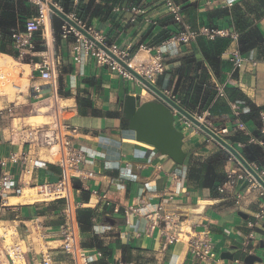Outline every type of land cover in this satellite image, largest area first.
I'll return each mask as SVG.
<instances>
[{
  "label": "crops",
  "instance_id": "crops-1",
  "mask_svg": "<svg viewBox=\"0 0 264 264\" xmlns=\"http://www.w3.org/2000/svg\"><path fill=\"white\" fill-rule=\"evenodd\" d=\"M13 1L15 7L19 5L16 3L17 0ZM88 1L71 0L68 14H75L78 4ZM175 1L182 6L184 24L192 29L201 26L229 27L237 33V40L223 36L208 38L199 35L194 40L180 45L179 52L163 53L165 69L162 74L156 75V80L161 81L160 87L170 94H173V90L177 88V96L189 93L188 80L176 87L178 75L174 70L179 65L180 57L193 53L197 60L203 62L200 70L205 74L206 82L215 88L217 85H223L224 94L222 96L215 94L203 109L199 108L200 102L186 108L199 114L202 121L215 130L227 127L230 133L225 138L236 148L238 147V150L241 146H237V143L243 144L244 137H247L249 142L262 144L257 135L259 130L264 131V121L262 120L259 129L253 121L243 120L241 116L250 110V101L256 106H264V6H260L258 0ZM94 2L105 3L104 0H94ZM30 4L33 13L28 17L36 13L34 4L31 2ZM128 4H133L142 10L134 21L129 20L130 12L114 10L115 7ZM57 6L61 8L58 3ZM224 9L227 11H223ZM26 18H20L16 12L15 25L4 27L7 36L0 26V47L4 48V51H0V60L2 55L15 59L8 32L20 28L19 23L23 25ZM88 24L100 32L107 39L108 44H116L122 49L133 52L140 44L155 47L171 33L181 29V24L174 23L171 15L162 6L161 0H117L111 5L109 14L102 12L99 16H93ZM163 30L168 33L167 36L162 37ZM249 32L254 33V37L250 40V48L242 53L253 52L257 63L251 66L246 62L241 69L233 70L227 59L228 52L234 48L239 49L241 36ZM219 38L226 40V44L217 55L219 67L218 73L215 74L198 50V45ZM74 44L75 37L72 33L62 37L60 30L58 31V35L55 36V49L58 58L57 90L60 98L57 101L59 104L61 99L66 102L64 107L60 104L59 109L62 117L65 119L69 117L71 125L76 127L73 143L82 146L89 156L82 168L94 170L92 177L74 179V196L78 200L88 198L95 200V196H90L91 189L100 192L107 190L109 198L119 206L118 212L112 211V207L109 206L80 209L78 212L79 221H82L80 223L82 246L88 254H93L97 250L103 254L91 264L106 262L211 264L198 261L191 256L187 251V243L183 240L167 244L164 236L160 235L157 229L148 233L149 220L145 216L131 215L129 224H126L123 210L133 203H142L145 212L153 211L160 206L163 212L172 214L175 224L168 225L166 230L168 233H175L179 228L184 231L208 228L214 242L216 257L223 264H245L243 258L248 253L257 254L262 258L260 262L256 261L253 264H264V239L258 233L261 232L260 228L264 229L262 227L264 221L254 228L247 225V219L260 207H264V195H260V188L246 189L245 183H238L236 187L242 197L236 206L234 192L227 190L213 195L209 188L201 186L200 181L187 177L192 162L206 161L221 147L213 140H208V136L201 131L196 132L193 128L183 130L182 148L187 155L182 165L160 154L152 145L137 141L135 132L128 128L127 121L124 122L119 114L123 95L139 94L141 100L152 97L143 98L147 91L137 82H125L117 74L105 71L104 68L97 66L91 56H84L80 62H76L73 58ZM39 51L40 46L36 44L34 52L26 55L25 60L19 61L20 64L28 66L29 73L27 84L20 94L23 100L17 103H23L28 97H33L34 85H41V95L49 92V86L33 72V64L40 60ZM197 72L199 73V70ZM23 76L24 68H21L19 77ZM136 86L138 88L135 89ZM226 87L238 88L248 101L229 99ZM77 96L89 100L91 106L89 108L95 109L96 113H79ZM13 105H16L15 102L0 94V110H4L0 115V158L5 157L12 150L22 149L21 145L11 143L8 135V130L15 124L16 119L13 113H7ZM107 111L110 114H107ZM262 114L264 111H260V115ZM237 120L244 124L243 129L235 127ZM252 138L254 141L251 140ZM37 157L39 158L37 167L29 172L22 171L17 164L0 166V178L3 173H7L11 176L16 189H19L17 192L9 190L0 194V212L9 214L5 218L6 221L20 223V243L28 258V264H40L41 250H47L55 264H69L70 257L61 249L58 237L63 200H36L24 204L18 201L12 205L7 203L9 197L21 195L25 188H36L40 184L51 183L57 179L60 166L56 155L48 150H40ZM233 165L234 162L226 159L225 172ZM83 181L88 189L81 188ZM92 204L93 201L87 203V206ZM238 211L248 214V217L243 218ZM85 219L89 221L85 223ZM246 240L249 243L248 251H244L241 247ZM260 240H263L262 247ZM222 251L232 252L233 259L221 258Z\"/></svg>",
  "mask_w": 264,
  "mask_h": 264
},
{
  "label": "built area",
  "instance_id": "built-area-1",
  "mask_svg": "<svg viewBox=\"0 0 264 264\" xmlns=\"http://www.w3.org/2000/svg\"><path fill=\"white\" fill-rule=\"evenodd\" d=\"M28 1L34 4L36 13L26 18L22 27H17L11 30L10 44L13 49L14 57L18 61L25 60L26 55L32 54L35 50L36 44L40 46V60L33 64V72H35L49 86V92L44 95L45 97L42 100H45L47 103L45 108L52 110L53 121L38 122L35 124H24L22 122L14 124L9 129V139L11 143L21 145L22 149L20 151L12 150L5 157L0 158V166L7 167L17 164L21 167L22 171L29 172L37 167V161L39 160L37 153L40 150H48L50 152L52 148H55L54 154L57 156L60 173L54 182H46L38 185L36 188H38L39 194L43 191L46 192L47 190L53 193L51 197L45 200H63V208L61 212L62 218L58 226V237L61 242V249L70 257L69 264H91L92 261L101 257L103 254L100 250H97L93 254H88L82 246L78 212L81 208L97 209L99 206H109L112 207V211L118 212L119 206L109 198L107 190L100 192L96 189H91L90 196H95V200H92L91 198H88L87 200H78L74 196V179L80 177H92L94 170L82 168V165L87 159H89V156L82 146H77L72 141L75 136L74 134L76 133V127L71 125L69 118L65 119L62 117L59 108L57 112L55 109V99L59 100L60 98L57 90L58 58L55 49L53 25L54 14L48 4L52 3L57 5V3L54 0ZM161 2L162 6L171 15L172 19L176 23L181 24V29L171 33L168 38L155 47H148L140 44L135 55H137L138 52H144L147 54V57L137 62L134 68L130 65L129 61L135 55L130 57L129 49L124 50L120 49L116 44H107L104 40L105 38L101 34H97L91 26L83 24L74 13H69V16L76 20L97 40L106 44L113 53L127 62L133 69L154 83L156 82V75L162 74L165 69L163 53L175 54L179 52L180 45L194 40L199 35L208 38L223 36L229 37L234 41L237 40V33L229 27L201 26L198 29H192L190 26L183 23L182 6L179 2L175 0H161ZM114 10H125L130 12V21L136 20L138 14L142 12L139 7L133 4L115 7ZM60 32L62 37L67 36L69 33L74 35L75 44L73 45V58L76 62H80L84 56H93L96 62L109 65L112 70L116 71L123 78L128 80L135 79L129 71L120 66L96 44L66 22L61 24ZM227 57L233 70L241 69L246 62L251 66H255L257 63L253 52L242 53L238 48L229 51ZM135 81L137 82L136 79ZM14 87L16 89L19 88L16 85H14ZM223 87V85L216 86V95L222 96L224 94ZM33 89L35 91L33 95L34 98L43 95H41V85H34ZM166 92L168 93V91ZM149 95L152 97L150 93ZM170 95L176 99L173 94ZM177 101L179 102V100ZM3 113L4 110L1 109L0 115ZM193 114H195V112H193ZM173 115L174 124L177 129L183 132V130L187 128H193L196 132H200L198 127L185 117L179 115L176 111L173 112ZM195 115L199 117L197 114ZM261 118L264 121V114L261 115ZM235 127L243 129L244 124L237 120ZM215 131L223 137H226L230 133L227 127H222ZM208 140H210L209 137ZM251 140L254 141L253 138ZM237 146H243V144L237 143ZM228 160L234 162V165L226 171L225 182L217 186L218 192L224 193L227 192V190L234 192V204L237 206L242 194L237 190L236 186L238 183H245L247 181L249 185H247L246 189L250 187H259L260 195H264L263 189L258 185L254 178L240 167L231 155L228 157ZM250 163L259 175L264 178V169L259 168L253 162ZM81 188L88 189V186L84 181L81 183ZM15 189L16 186L13 184L11 176L7 173H3L0 178V194L7 193L9 190H14L16 192L19 191L18 188ZM91 201H93V204L87 206V203H90ZM123 214L126 224H129L131 215L145 216L149 220L147 228L148 233L157 229L160 235L164 236L165 243L167 244L176 243L180 240L181 236H185L187 251L196 260L211 264H223L216 257L214 242L210 236L208 228L205 227L202 230L190 231H184L179 228L175 233H168L166 231L168 225L170 224L173 226L175 224L172 214L163 212L160 206L153 211L145 212L142 203H133L124 207ZM262 221H264V207H260L250 218L247 219V225L254 228ZM250 237H252L251 234ZM241 247L244 251H248V240L243 242ZM10 250L12 253L8 251V255L12 264H14L12 254H20L22 257L25 255L24 250L17 243L12 244ZM40 264H55L51 254L47 250L40 251ZM105 264L110 263L106 262Z\"/></svg>",
  "mask_w": 264,
  "mask_h": 264
},
{
  "label": "trees",
  "instance_id": "trees-1",
  "mask_svg": "<svg viewBox=\"0 0 264 264\" xmlns=\"http://www.w3.org/2000/svg\"><path fill=\"white\" fill-rule=\"evenodd\" d=\"M61 6L64 12H67L71 9V0H54ZM104 4H96L94 0H89L84 4H78L76 7L75 16L86 26H89L88 22L89 19L93 16H99L100 13L104 12L106 15L109 14L111 9V5L115 3L117 0H104ZM260 6H264V0H258ZM18 6L15 7L13 0H0V26L3 28L2 32L6 34L4 27L9 26L12 27L15 25L14 16L16 12L18 13L20 18H26L30 14L33 13V7L28 0H17L16 1ZM110 3V4H108ZM223 11H227L224 9ZM88 18V19H87ZM174 21V20H173ZM63 21L58 18L57 16H53V25L55 30V36L58 35V31L60 30V26ZM175 24H178L174 21ZM20 27L22 23L20 22ZM10 33L8 35L10 37ZM162 37L167 36L168 33L164 30L161 33ZM7 36V34H6ZM254 37V33L249 32L244 34L240 38V46L239 49L241 52H244L251 46V39ZM226 44V40L223 38H219L215 41L208 40L206 43L201 42L198 45V50L203 55L204 59L209 63V65L213 68L215 74L218 73L219 67V59L217 55L220 54L221 49ZM0 51H4L3 47H0ZM203 67V62L201 60H197L194 57V54H185L179 58V65L175 68V72L178 75V80L176 83V87L179 84L184 83V81L188 82V91L186 95L177 96V88L173 90V95L177 100H179L180 104L184 107H188L191 105L199 103V108H205L213 96L216 94V88L210 86L205 79V74L201 73V68ZM199 70V73L197 72ZM156 84L160 86L161 81L160 79L156 80ZM171 81L168 83V87H170ZM182 87V86H181ZM227 97L231 100H246L248 98L236 87H226ZM77 105H78V112L83 114H95L96 111L93 108H89L90 102L86 98H80L79 96L76 97ZM216 102V101H215ZM250 110L245 114H242L243 120H251L254 124L260 129L262 126V119L260 115V111H264V106H256L251 101L249 102ZM212 108V107H211ZM211 110V109H210ZM110 114L109 111L106 112ZM120 117L124 122L126 120ZM258 129V130H259ZM259 140L262 141V144L258 142H249L247 141V137L243 138V146L239 147V151L241 154L249 161L253 162L259 168H264V131L260 132L257 135ZM238 148V147H237ZM230 155L226 150L219 147L218 150L204 162H192L189 165L187 171V177L200 181L201 186L209 188L211 194L215 195L218 193L217 186L224 183L226 180V172L224 170V161L228 159ZM87 200V199H85ZM81 209H88V208H81ZM89 220L85 219V223ZM82 223V221H79ZM82 228V226L80 225Z\"/></svg>",
  "mask_w": 264,
  "mask_h": 264
},
{
  "label": "water",
  "instance_id": "water-1",
  "mask_svg": "<svg viewBox=\"0 0 264 264\" xmlns=\"http://www.w3.org/2000/svg\"><path fill=\"white\" fill-rule=\"evenodd\" d=\"M53 14L66 22L71 27L78 30L86 38L91 40L107 55H109L120 66L129 71L137 80L138 85L152 95V99L141 100L139 94L125 93L122 99L121 114L127 121V126L135 132L137 141L152 145L160 154L168 156L174 163L182 165L186 158V151L183 150L184 133L177 129L174 124L173 112L176 111L179 115L185 117L199 128L206 136L216 142L224 150L231 155L234 160L248 172L258 185L264 191V178L253 168L251 163L241 154V152L227 139L218 134L215 129L208 126L205 122L199 119L192 111L182 106L180 102L174 99L163 88L151 82L139 72L133 69L127 62L113 53L110 48L97 40L76 20L71 18L68 13L64 12L60 7L52 3L48 4ZM238 214L243 218H247L248 214L238 211ZM108 220H110L108 218ZM264 228V222L262 223ZM260 246H263V240H260ZM220 257L223 259H233V253L230 251H222ZM262 258L253 253H248L244 256L245 264H253L260 262Z\"/></svg>",
  "mask_w": 264,
  "mask_h": 264
},
{
  "label": "rangeland",
  "instance_id": "rangeland-1",
  "mask_svg": "<svg viewBox=\"0 0 264 264\" xmlns=\"http://www.w3.org/2000/svg\"><path fill=\"white\" fill-rule=\"evenodd\" d=\"M92 29L97 34H100V32H98L94 28ZM104 40L108 44V42L106 41L107 39L105 38ZM128 51H129V56L133 57L137 50H135L134 52L132 50H128ZM138 54H139L138 58H136L135 60H140L144 57H147V54L144 52H139ZM91 57L93 58V60H95L93 56ZM12 59L13 60H2V62H0V94H3L4 96H6V98H8L9 100L11 99L10 101L15 102L16 104V105L11 106L9 110H7L8 111L7 113L14 114V117L16 118L14 120L15 124L19 122L20 123L22 122L24 124H35L38 122H52L53 113H52V110H48L45 108V106H47V103L45 100H42L45 97L44 95L38 98L28 97L27 100L23 101V103H17L20 100H23L20 94L24 90V86L27 84V74L29 73V68L26 65L20 64V62L16 60V58L15 59L12 58ZM96 64L97 66L104 68L105 71L117 74V76L122 78V80L125 82H131V81L133 83L136 82L135 79L128 80V79L123 78L116 71L112 70V68L107 64H100L98 62H96ZM21 68H24V76L22 78L19 77ZM40 80L44 82L43 79H40ZM17 84L20 86V88L18 89L14 87V85H17ZM136 88H138V86H136L135 89ZM146 97L147 98L150 97L148 92H145V94L143 95V98H146ZM65 103L66 102L64 100L62 99L60 100V104L62 105V107H64ZM197 115L199 116V114ZM54 150L55 148H52L50 152L52 153ZM245 184L249 185L247 181L245 182ZM24 190H25V194L27 195L26 198L28 199L30 198V200H20L22 202L23 201L24 202H30V201L35 202L36 200L34 198L40 197L38 188H34V189L25 188L22 190L21 194H23ZM8 215L9 214H3L0 212V264H12V261L10 260L9 255H8V251L12 253V251L10 250V247L12 244L17 243L23 249L20 243V240H21L20 223L6 221L5 218ZM260 229H261V232L258 230L257 231L261 235V237L264 239V229L262 228ZM180 240H183L186 242V237L181 236ZM23 264H28V258L26 255L23 256Z\"/></svg>",
  "mask_w": 264,
  "mask_h": 264
},
{
  "label": "bare ground",
  "instance_id": "bare-ground-1",
  "mask_svg": "<svg viewBox=\"0 0 264 264\" xmlns=\"http://www.w3.org/2000/svg\"><path fill=\"white\" fill-rule=\"evenodd\" d=\"M142 57H143V55H142ZM137 58H138V56H137ZM145 58V57H144ZM136 59V55L129 61V63H130V65L134 68L135 66H136V63L137 62H139V61H141L142 59H140V60H135ZM2 60H13L12 59V57H10V56H8V55H2L1 56V61L0 62H2ZM17 83V82H16ZM17 87H19L20 88V86L17 84L16 85ZM11 90V89H10ZM15 97V96H14ZM16 97H17V95H16ZM11 100V99H10ZM59 106H60V104L58 103V101H57V99H55V109H56V112L58 111V108H59ZM199 119L200 120H202V118L201 117H199ZM53 154L55 153V151H53L52 152ZM28 189V188H27ZM32 189H34V188H32ZM34 194V193H33ZM53 195V193H51L50 191H43L42 193H40L39 194V198H34L35 200H45V199H47V198H49V197H51ZM26 194H25V190H24V192H23V194H21V195H16V196H12V197H9L8 199H7V203L8 204H16V202H18V201H20V200H30V198L28 199V198H26ZM52 200V199H51ZM31 202V201H30ZM22 203V202H21ZM23 204H24V201H23ZM2 232V231H1ZM3 233V232H2ZM7 234V233H6ZM3 235V234H2ZM12 259H13V261H14V264H23V257H22V255H20V254H12Z\"/></svg>",
  "mask_w": 264,
  "mask_h": 264
}]
</instances>
